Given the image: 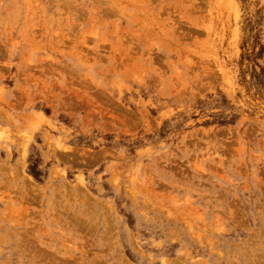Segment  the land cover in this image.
I'll return each instance as SVG.
<instances>
[{
	"label": "rangeland",
	"instance_id": "374dc122",
	"mask_svg": "<svg viewBox=\"0 0 264 264\" xmlns=\"http://www.w3.org/2000/svg\"><path fill=\"white\" fill-rule=\"evenodd\" d=\"M0 264H264V0H0Z\"/></svg>",
	"mask_w": 264,
	"mask_h": 264
}]
</instances>
